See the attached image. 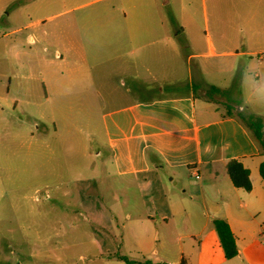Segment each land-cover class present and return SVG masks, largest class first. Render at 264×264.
Wrapping results in <instances>:
<instances>
[{
	"label": "crops",
	"instance_id": "crops-1",
	"mask_svg": "<svg viewBox=\"0 0 264 264\" xmlns=\"http://www.w3.org/2000/svg\"><path fill=\"white\" fill-rule=\"evenodd\" d=\"M96 1L101 0L91 2ZM202 4L203 21H198L194 0H107L105 9L110 19L103 23L109 29L105 37L90 34L60 39L64 54L56 50L55 59L62 63L30 52L40 68L38 75L49 82L43 81L42 87L30 85V93L39 95L25 100L30 104V117L41 121L43 136L40 146L34 150L28 146L25 160L34 155L37 164L48 168L62 158L54 140L59 138L56 119L62 116L66 121V109L78 105L104 108L101 127L112 172L142 189V201L148 209L144 216L133 219L127 214L125 218L142 226L139 234L126 237L130 255H139L133 264H181L182 260L186 264H264V180L259 171L264 151L236 113L222 112L216 100L199 93L211 85L225 90L238 82L234 80L230 86L225 80L209 83L206 74L223 76L232 64V72L241 76L251 67L249 58L261 55L256 59L259 88L246 100L249 105L241 103L234 108H245L264 120V22L258 14L261 7L264 9V0H202ZM209 11L214 13L213 20ZM75 27L76 31L90 29L86 22H76ZM31 42L35 43L34 38ZM180 44L198 52L184 58ZM194 59L197 62L193 63ZM32 71L30 80L35 79ZM239 89L244 97L240 83ZM145 92L152 94L132 96ZM225 97L233 102L240 98L233 92ZM0 98L5 104L0 113L6 109L11 112L6 118L0 115V149L9 157L24 143L19 141L20 131L8 125L11 121L15 125L23 122L13 119L12 114L19 100L14 98L12 104L9 96ZM36 128L40 130L39 125ZM89 129L98 146L95 129ZM8 135L12 137L1 143ZM35 137L33 133L31 138ZM102 153L101 149L96 154ZM85 155L92 158L91 152ZM75 156L63 155L67 166L72 162L69 157ZM79 156H84L82 151ZM232 159L240 160L250 170V191L232 183L226 169ZM163 176L175 184L184 182V194L167 195ZM103 177H111L110 172L105 171ZM97 179L93 176L73 181L95 185ZM215 219L229 223L238 246L236 257L226 258ZM171 221L183 229L179 239L193 240L180 256L172 249H151L149 229ZM110 236L116 240V236ZM106 255L117 258L118 254ZM147 255L159 261L147 260ZM29 257L26 254L22 258Z\"/></svg>",
	"mask_w": 264,
	"mask_h": 264
},
{
	"label": "rangeland",
	"instance_id": "rangeland-1",
	"mask_svg": "<svg viewBox=\"0 0 264 264\" xmlns=\"http://www.w3.org/2000/svg\"><path fill=\"white\" fill-rule=\"evenodd\" d=\"M91 1L0 0V97L9 96L12 104L14 98L19 100L12 114L13 119H21L23 123L15 125L11 121L8 128L16 127L20 131L19 141L24 143L21 149L17 146L19 152L14 150L15 154L9 157H5L0 149V264H15L18 261L22 264H127L120 259L109 258L106 255L108 252L138 260L136 258L139 255H130L131 247L126 237L139 234L142 226L125 218L127 214H131L133 219L144 216L148 209L142 201V189L129 179L117 177L112 172L101 127L104 108L78 105L66 109V121L62 116L56 119L59 138L54 140V147L61 150L59 154H62V158H57L48 168L41 166V163L37 164L34 155H30L28 161L24 156L28 146L34 150L41 145L43 137L41 121L30 117V104L25 103V100L30 101V97L39 95V92L30 93V85L42 87L43 81L47 84L49 82L47 78L43 80L38 75L40 68L36 60L30 57V52L34 50L39 55L62 63L60 59H55L56 50L64 54L60 39L75 38L78 35L89 37L90 34L105 37L109 29L103 27V23L110 19L105 9L107 0ZM194 6L195 18L203 21L202 0H194ZM68 8L72 10L66 12ZM259 12L260 21L264 22L263 7ZM209 13L213 20L214 13ZM76 22H86L90 29L76 31ZM203 31H206L204 26ZM32 38L35 43L31 42ZM179 46L184 58L198 52L194 48H185L183 44ZM233 46L230 45V48L234 49ZM259 56L249 58L251 67L241 76L237 71L232 72V64H228L223 76L206 74V81L217 84L225 80L229 84L227 86H230L232 81L238 79L240 88L244 90V97L240 95V101L247 106L249 103L246 100L259 88L256 84V73L260 68L256 59ZM197 60L194 59L193 63ZM31 71L35 79L30 80ZM262 74L264 78V71ZM157 92L153 91V94ZM199 93L206 95L204 90ZM147 94L152 93H132V96L138 98ZM214 100L224 113L241 111L232 108L237 104L223 95H214ZM3 106L5 104H2L0 98V108ZM242 111H246L245 108ZM10 114L8 109L0 113L5 118ZM37 125L40 130H37ZM89 128L95 129L98 146L91 139ZM33 133L36 134L34 139L31 138ZM11 137L5 136L1 143ZM101 149L103 153L98 156L96 153ZM79 151L84 156L80 157ZM87 151L92 153V158L85 155ZM63 153H75L74 159L69 157L72 161L70 166L64 162ZM105 171H109L111 177H103ZM93 176L98 177L95 185H90L88 181H73ZM163 183L167 195L184 194V182L175 184V181H169L168 176H163ZM92 204L96 207L91 208ZM80 212L84 215H80ZM181 230L176 221L149 229L153 237L151 249L156 248L162 252L172 249L173 254L180 256L188 243L193 241L179 239ZM110 234L116 236V240ZM103 253L104 256L101 255ZM26 254L30 257L22 258ZM146 259L159 261L154 255H147Z\"/></svg>",
	"mask_w": 264,
	"mask_h": 264
},
{
	"label": "trees",
	"instance_id": "trees-1",
	"mask_svg": "<svg viewBox=\"0 0 264 264\" xmlns=\"http://www.w3.org/2000/svg\"><path fill=\"white\" fill-rule=\"evenodd\" d=\"M236 93L240 97L239 83L236 82L229 89H221L217 86L211 85L206 91V96L209 99H214V95L222 94L223 96L229 95V93ZM241 99L234 101L235 104H241ZM231 107V106H230ZM234 108V107H232ZM233 113L229 112L228 114ZM239 120L251 131L256 141L260 144L261 148L264 151V120L261 116L247 113L246 111H239L236 113ZM227 173L237 188H242L245 191H250L252 189V181L250 178V170L244 166V164L238 159H232L227 163L226 166ZM260 176L264 180V161L261 163ZM214 227L218 234L221 246L224 250L225 256L228 259L234 258L238 255V246L236 243V237L232 232L229 223L226 219H215ZM122 261H125L127 264H133L135 261L129 259L125 255L118 254L116 255ZM150 264V262L144 263ZM181 264H186L184 260L181 261Z\"/></svg>",
	"mask_w": 264,
	"mask_h": 264
},
{
	"label": "built area",
	"instance_id": "built-area-1",
	"mask_svg": "<svg viewBox=\"0 0 264 264\" xmlns=\"http://www.w3.org/2000/svg\"><path fill=\"white\" fill-rule=\"evenodd\" d=\"M261 58V57H260ZM194 176L196 177V178H199V175H198V173H194Z\"/></svg>",
	"mask_w": 264,
	"mask_h": 264
}]
</instances>
